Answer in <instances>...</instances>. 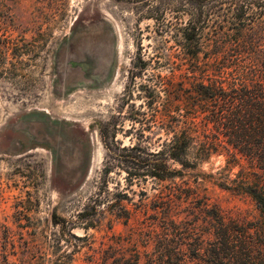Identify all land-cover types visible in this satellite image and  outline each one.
Segmentation results:
<instances>
[{
	"label": "rangeland",
	"instance_id": "374dc122",
	"mask_svg": "<svg viewBox=\"0 0 264 264\" xmlns=\"http://www.w3.org/2000/svg\"><path fill=\"white\" fill-rule=\"evenodd\" d=\"M150 10L115 0H0V264H122L144 251L158 184L129 187L115 166L103 175L98 129L109 124L108 136L131 143L123 135L138 128L132 112L146 114L139 87L151 84L139 63L152 55L158 25L186 23L182 9H160L157 22L145 19ZM225 166L216 156L195 170L173 167L225 213L254 221L248 197L217 188L238 170ZM106 195L84 229L80 213ZM116 201L131 212L125 225L106 210ZM140 201L144 212L133 210Z\"/></svg>",
	"mask_w": 264,
	"mask_h": 264
},
{
	"label": "trees",
	"instance_id": "16d2710c",
	"mask_svg": "<svg viewBox=\"0 0 264 264\" xmlns=\"http://www.w3.org/2000/svg\"><path fill=\"white\" fill-rule=\"evenodd\" d=\"M115 1L153 9L145 19L156 22L163 17L160 9H182L187 17L182 26L158 25L153 53L139 63V72L152 71L151 84L139 87L146 114L132 112L138 128L123 135H130L131 143L122 146L116 132L108 136L109 124L98 129L106 152L103 175L115 166L129 187L160 185L152 188L155 205L145 217L144 251L135 252L132 263L120 261L264 264V0ZM216 156L224 158L226 168L238 169L217 188L248 197L257 211L254 221L225 213L199 183L180 176V170H195ZM107 198L98 196L80 213L84 229ZM143 207L140 201L133 210L144 212ZM106 210L123 225L131 217L120 201ZM52 224L62 227L63 221L53 217ZM67 239L80 238L68 234Z\"/></svg>",
	"mask_w": 264,
	"mask_h": 264
}]
</instances>
